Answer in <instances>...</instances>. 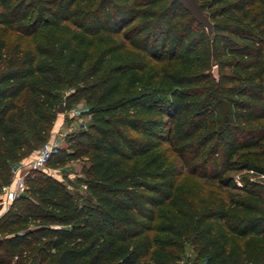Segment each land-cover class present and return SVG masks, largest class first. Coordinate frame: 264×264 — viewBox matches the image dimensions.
Returning <instances> with one entry per match:
<instances>
[{"label": "trees", "instance_id": "obj_1", "mask_svg": "<svg viewBox=\"0 0 264 264\" xmlns=\"http://www.w3.org/2000/svg\"><path fill=\"white\" fill-rule=\"evenodd\" d=\"M198 1L211 31L177 0H0L1 26L49 28L7 61L0 38V194L47 137L64 84L91 122L46 164L86 155L92 194L80 204L31 170L0 215V264H179L187 238L204 264H264V177L198 207L177 183L179 163L231 187L233 170L264 175V0ZM253 149L257 162L240 158Z\"/></svg>", "mask_w": 264, "mask_h": 264}, {"label": "rangeland", "instance_id": "obj_2", "mask_svg": "<svg viewBox=\"0 0 264 264\" xmlns=\"http://www.w3.org/2000/svg\"><path fill=\"white\" fill-rule=\"evenodd\" d=\"M210 23L212 27L211 20ZM205 26L211 31L208 25ZM48 32L49 28L45 26L33 35H23L18 31L9 30L0 25V38H3L6 42V61L18 57L20 55L19 50L35 49L36 45L42 41ZM100 37L105 38L106 34L96 36L93 46L94 51L105 45V41ZM75 89V87L69 84H64L62 88L52 91L57 99L55 120L52 123L47 137H41L37 143L32 141V145L37 146L27 156L21 159V161L29 160L43 140L56 139L60 147L67 150L80 147V141H84L82 133L87 130L91 122V116L88 113L90 105L85 96H82L71 105L67 104L69 95ZM21 121L26 128L29 127L24 117L21 118ZM163 148H168V145H164ZM167 153L170 159L177 160L176 154L173 151L168 149ZM260 154V150L253 149L244 152L240 158L257 162ZM179 165L180 170L177 176V183L182 187L189 202L195 207L200 206L204 202L211 204L216 199L229 200L232 197L243 195L240 187L244 185L246 179L261 180L263 178L252 170H233L228 175H231L235 179L237 186L231 187L220 184L218 180H210L193 175L188 168L180 163ZM89 166V158L85 155L80 159L67 161L58 166L46 164L41 172H45L61 180L68 190L75 193L79 203L84 204L92 199V194L86 183ZM1 195L2 193L0 194V198ZM166 208L167 206H165ZM150 234L154 237L157 235V232L152 231ZM183 247V250L179 254L181 257L179 264H204V259L199 253L198 246L191 238H187L184 241Z\"/></svg>", "mask_w": 264, "mask_h": 264}, {"label": "built area", "instance_id": "obj_3", "mask_svg": "<svg viewBox=\"0 0 264 264\" xmlns=\"http://www.w3.org/2000/svg\"><path fill=\"white\" fill-rule=\"evenodd\" d=\"M60 145L56 139H50L41 144L27 161H20L12 171L11 181L4 187L0 198V215L8 208L10 202L27 188L25 177L34 169L43 168ZM253 171V170H252ZM254 172V171H253ZM264 177V175H261Z\"/></svg>", "mask_w": 264, "mask_h": 264}, {"label": "water", "instance_id": "obj_4", "mask_svg": "<svg viewBox=\"0 0 264 264\" xmlns=\"http://www.w3.org/2000/svg\"><path fill=\"white\" fill-rule=\"evenodd\" d=\"M176 1V0H173ZM180 1L191 13L194 15L196 19L202 22L204 25H208L211 29V23L209 17L206 15L205 11L202 8L201 3L198 0H177ZM215 76L218 77L217 66L214 67Z\"/></svg>", "mask_w": 264, "mask_h": 264}]
</instances>
